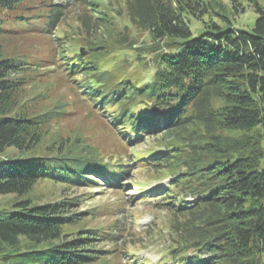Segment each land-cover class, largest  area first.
Instances as JSON below:
<instances>
[{"label":"trees","instance_id":"obj_1","mask_svg":"<svg viewBox=\"0 0 264 264\" xmlns=\"http://www.w3.org/2000/svg\"><path fill=\"white\" fill-rule=\"evenodd\" d=\"M230 1L253 8L249 27L213 0H124L116 41L134 51L133 67L104 53L114 21L98 0H0V196L18 197L0 214V264H93L91 241L105 234L67 238L81 219L72 201L24 196L42 179L119 188L139 171L167 180L142 197L170 213L173 234L158 261L142 264H264V0ZM42 69L58 70L121 148L36 152L49 119L24 91ZM146 139L156 145L135 151Z\"/></svg>","mask_w":264,"mask_h":264},{"label":"rangeland","instance_id":"obj_2","mask_svg":"<svg viewBox=\"0 0 264 264\" xmlns=\"http://www.w3.org/2000/svg\"><path fill=\"white\" fill-rule=\"evenodd\" d=\"M213 1L219 2L235 25L249 27L253 23L255 18L253 8L244 1L242 4L238 3L237 8H233L234 5L230 0ZM98 2L97 7L115 22L108 29L109 35L101 39L107 46L104 53L109 55L114 52L116 55H112L111 58L115 61L118 60V52L121 58L124 56L132 58L131 66L138 65V62L133 60L134 51L116 41L121 40L122 32L119 33L121 26L128 22L124 0H98ZM192 26H201V22L193 18ZM131 28L139 44L150 42L148 32L134 26ZM30 41L31 39L28 43L31 45ZM11 45H13L12 42L8 49H12ZM42 70L44 73L38 74V72L36 78L25 86L24 91L28 103L37 110L45 112V118L49 119L41 146L35 150L36 152L48 154L47 152L56 150L61 144L64 147L66 144L71 146L77 154L121 148L122 143L118 140L121 138L119 132L112 130L104 121L94 117L87 108L82 107L74 87L61 79L58 70ZM14 76L19 77L20 74ZM104 124L110 131L105 129ZM164 135L166 136L161 141L170 140L167 134ZM150 140L146 139L144 144L135 151L143 152L149 145H156L150 143ZM15 154L17 150L9 148L4 155ZM162 174L167 176V173ZM152 178L151 174L139 171L133 179L127 181L128 184L125 182L119 188L114 184L96 179L92 180L93 182L83 183L42 179L24 197H30L41 203L55 200L72 201L68 205L69 212H77L80 215L82 213V216L79 215L81 219L64 227L66 237L95 236L90 234L97 229L100 230H97L98 233L105 234L104 236L96 235V239L91 241L92 247L97 250L93 254L99 256L93 264H139V260L144 258L158 260L163 254L162 243L171 238L172 234L170 213L159 208L160 204L156 203L154 197L142 198L138 192L142 186L150 190L151 186L165 184V180L161 178ZM167 179L170 178L167 177ZM16 199L18 197L15 194L1 195L0 214L4 213L3 209H14L12 205ZM117 224L121 228V234L117 231L116 239L113 241L110 232L117 228Z\"/></svg>","mask_w":264,"mask_h":264}]
</instances>
